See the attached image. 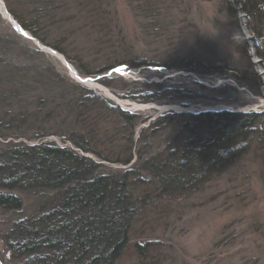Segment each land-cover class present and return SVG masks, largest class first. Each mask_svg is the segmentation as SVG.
I'll return each instance as SVG.
<instances>
[{
	"label": "rangeland",
	"instance_id": "374dc122",
	"mask_svg": "<svg viewBox=\"0 0 264 264\" xmlns=\"http://www.w3.org/2000/svg\"><path fill=\"white\" fill-rule=\"evenodd\" d=\"M34 3L32 10L44 9L41 13L47 15L43 19L45 25H50L43 31L47 33L46 43L57 45L64 54L38 42L29 32L33 39L18 34L8 17L3 16L2 9L8 10L5 0H0V150L44 143L66 147L83 155L86 163L102 166L98 168L100 174L120 176V172L134 166L136 153L145 164L168 144L177 147L174 141L182 118L176 116L264 112V39L255 38L256 32L264 34V8L250 18L238 9L235 17L229 14L224 0ZM38 44L43 47L38 48ZM63 59L76 75H71ZM133 59L142 66L132 67ZM206 60L211 64L204 67ZM8 64L19 72L11 74ZM110 64L118 69L84 74V70L94 71ZM185 66L186 71L182 68ZM33 67L52 70L57 78L67 82L69 92L77 99L84 95L79 88L82 87L118 109L136 114L137 123L128 129L116 114L103 109L101 102L87 100V107L81 112H90V116L85 113L80 122L63 126L80 133L90 142L93 152L107 159L124 158L132 150L131 164L107 163L75 148L63 140L68 132L64 136L59 133L62 128L57 123L62 119H53L52 114L51 124H43V131L54 135L36 137L43 131L35 121L42 120L47 112L37 111V94L27 89L32 82L23 79V68ZM105 77L113 78L110 86L102 84ZM35 87L43 99L56 106L60 101L66 102V95L55 90V86L51 90ZM164 89L170 93L167 98L157 95ZM151 93L156 97L149 103L133 100V96L138 99ZM158 118L164 119L161 127L152 126ZM247 136L241 145L245 149L235 161L222 165L196 185L175 189L164 185L159 189L155 178L140 172L145 176L142 179L149 182L134 186L131 175L128 194L134 209L129 241L111 264H264V118L257 120ZM59 193L42 186L31 190L0 189V195L16 199L20 205L15 210L0 206V264H24V259H16L9 252L6 239L17 225L25 228L16 232L19 240L29 233L37 241L42 235L37 222L52 211L49 206ZM135 244L143 245L142 253ZM86 264L94 263L88 260Z\"/></svg>",
	"mask_w": 264,
	"mask_h": 264
},
{
	"label": "trees",
	"instance_id": "16d2710c",
	"mask_svg": "<svg viewBox=\"0 0 264 264\" xmlns=\"http://www.w3.org/2000/svg\"><path fill=\"white\" fill-rule=\"evenodd\" d=\"M224 2L229 14L234 17L237 12H243L246 16L254 18L264 8V1L230 0L227 3L224 0ZM35 3L34 0H5L9 14L24 31L29 32L38 42L63 53L64 51L60 50L57 45L46 43L47 33L45 35L44 32L50 25H45L43 20L47 17L45 13H41L45 12L44 9L32 10V5ZM45 3L48 4L49 1ZM231 9H234L233 12ZM235 9L239 11L235 12ZM252 33H255L254 30ZM256 33L257 40L264 39V34ZM262 43L264 44V40ZM255 54L263 61L259 53ZM134 61L135 59L131 60L132 67L142 66L141 63ZM204 62V67L208 66L207 63L211 64L207 60ZM182 68L186 71V66ZM9 69L14 75L19 72L16 71L14 65ZM113 69H116V66L110 64L94 71L84 70V74H102ZM23 70V79L32 82L27 88L28 91L37 94L34 97L37 99L35 101L37 102L35 103L37 111L40 109L39 112L42 110L47 112L46 115L44 114L45 116L43 115L42 120L35 121L41 125V131L44 130L45 125L51 124L49 117L52 114L54 115L53 119H62L57 123V126L62 128L59 133L64 136L68 132L63 140L72 143L75 148L86 154L87 152L92 153L107 163L114 162L124 166L131 164L134 158L132 150L128 151L124 158L107 159L100 153L93 152L90 142L80 133L72 131L70 126H63L80 122L79 118L85 113L87 117L90 116V112H81L82 108L87 107L85 106L87 100L101 102L102 108L112 115L116 114L120 120L125 122L124 124L128 125V129L134 127L133 123L138 120L136 114L129 111L124 112L112 102L105 101L98 94L82 87L79 88L84 95L81 99H77L69 92L67 82L57 78V75L50 69L41 67L34 69L33 67L23 68ZM78 73L81 74L80 70ZM112 79L109 80L108 77H105L101 79V82L104 86H110L111 82L109 81ZM132 83L138 85L139 82ZM35 86H44L48 90L55 86L58 88L55 90L66 95L64 98L66 102L60 101V104L57 103L56 106L54 102L46 101L36 91ZM167 90H161L157 95L161 94L167 98L170 94L166 92ZM47 93L49 92L47 91ZM154 97L156 96H152L151 93L149 97L141 95L138 99L133 98V100L149 103L155 99ZM176 117L182 118L178 121L180 128L174 141L177 147L173 143L168 144L161 153L154 155L151 160H145L147 161L145 164L142 163L139 153H136L134 166L120 172V176L114 173L100 174L98 168L102 166L86 163L83 155L66 147H51L44 143L27 148L23 146L22 151L20 150L23 147L18 145L9 149H1L0 189L31 190L35 186H42L44 189L60 192L55 203L49 206L52 211L41 216L37 222L42 231V235H37V241H34V234L30 235L29 233L24 240H19L18 235L20 234L16 232L20 231L21 233L25 228L17 225V227H13L14 230L11 233L13 236L10 235L6 239L12 256L16 259H24V264H86L88 260L94 264L97 262L111 264L114 258L122 254L129 241V223L134 209V203L128 194L132 181L129 179L131 175L134 176V186H142L149 182L147 179H142L145 176L140 172L148 173L151 178H155L159 189L164 188V185H169L174 189L183 188L192 183L196 185L207 176L219 171L222 165L225 166L236 160V156L245 149L241 145L247 141V134L256 127L257 120L264 118V112L257 114L228 111L203 112ZM168 118L172 117L168 116ZM163 120V118H158L151 124L154 127H161ZM43 124L45 125L43 126ZM51 134L54 135L52 132L45 133L43 131L36 137L43 139ZM135 167L137 170H134ZM14 204L16 205L14 206ZM18 204V200L0 195V206L6 205L7 209L15 210L20 208ZM142 246L135 244L134 247L139 253H142Z\"/></svg>",
	"mask_w": 264,
	"mask_h": 264
},
{
	"label": "water",
	"instance_id": "95a60500",
	"mask_svg": "<svg viewBox=\"0 0 264 264\" xmlns=\"http://www.w3.org/2000/svg\"><path fill=\"white\" fill-rule=\"evenodd\" d=\"M6 13H7V12H6ZM8 19L12 22V26L15 27L16 30H18V32H19L20 34H22L25 38L33 39L29 34H27L25 31H23L21 27H19V25L14 21V19H12V18H11V19L8 18ZM36 43H37V42H36ZM40 46H41L40 44L37 45L38 48L43 47V46H41V47H40ZM50 50H51V49H50ZM51 52L54 53L53 50H51ZM64 62H65V60L63 59V63H64ZM64 66H66L69 70L71 69L70 66L68 67L65 63H64ZM92 81H94V80H92Z\"/></svg>",
	"mask_w": 264,
	"mask_h": 264
},
{
	"label": "bare ground",
	"instance_id": "6f19581e",
	"mask_svg": "<svg viewBox=\"0 0 264 264\" xmlns=\"http://www.w3.org/2000/svg\"><path fill=\"white\" fill-rule=\"evenodd\" d=\"M2 8H4L3 6H2ZM4 11H5V8H4V10L2 9V13H3V16L4 17H8V18H12L13 19V17L8 13V11H5V13H4ZM7 12V13H6ZM71 68V67H70ZM70 72L72 73L71 75L72 76H74V75H76V72H75V69L74 68H71L70 69ZM78 78V77H77ZM137 105H134V107H136Z\"/></svg>",
	"mask_w": 264,
	"mask_h": 264
}]
</instances>
